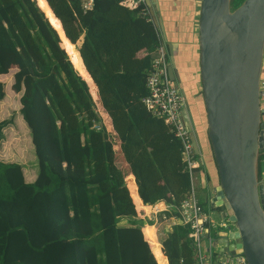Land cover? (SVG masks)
Segmentation results:
<instances>
[{
    "label": "trees",
    "instance_id": "16d2710c",
    "mask_svg": "<svg viewBox=\"0 0 264 264\" xmlns=\"http://www.w3.org/2000/svg\"><path fill=\"white\" fill-rule=\"evenodd\" d=\"M140 7L0 0V98L13 69L36 162L29 182L20 163L0 159V264L194 263L188 225L172 224L158 242L145 214L157 201L177 214L189 177L179 139L141 101L162 39ZM10 121L0 119V140ZM263 165L261 152L258 178Z\"/></svg>",
    "mask_w": 264,
    "mask_h": 264
},
{
    "label": "water",
    "instance_id": "95a60500",
    "mask_svg": "<svg viewBox=\"0 0 264 264\" xmlns=\"http://www.w3.org/2000/svg\"><path fill=\"white\" fill-rule=\"evenodd\" d=\"M162 36L156 0H146ZM198 75L205 112L206 137L217 171L210 190L214 205L234 224L219 230L220 248L241 252L248 264H264V192L257 177L258 156L264 152L259 96L264 46V0H198ZM167 75L177 85L172 53ZM181 117L192 146L199 143L188 106Z\"/></svg>",
    "mask_w": 264,
    "mask_h": 264
},
{
    "label": "built area",
    "instance_id": "2783aa9c",
    "mask_svg": "<svg viewBox=\"0 0 264 264\" xmlns=\"http://www.w3.org/2000/svg\"><path fill=\"white\" fill-rule=\"evenodd\" d=\"M119 3L128 8L141 7L138 12L142 15L151 13L146 0H119ZM83 8L91 6V0H81ZM168 55L163 41H160L152 51L150 68L145 76L147 93L141 97V101L147 111L153 116L159 117L169 127L172 133L179 139L180 155L184 161L189 177V186L186 194L175 206L177 214H165L170 207L165 203L163 207H155L153 216L158 214L160 220L169 219L170 227L175 223L187 224L188 236L191 238L196 257L193 264H248L241 252L229 253L220 248L218 231H233L231 221L227 217L215 220L210 217L199 204L194 193V169L200 164L199 151L195 152L192 146L189 128L181 117V109L186 105L183 91L167 75ZM259 87L264 90V80H259ZM261 110L262 140L264 141V93L259 96ZM94 127L98 124L94 123ZM214 228V234L211 229Z\"/></svg>",
    "mask_w": 264,
    "mask_h": 264
},
{
    "label": "crops",
    "instance_id": "0c3cea01",
    "mask_svg": "<svg viewBox=\"0 0 264 264\" xmlns=\"http://www.w3.org/2000/svg\"><path fill=\"white\" fill-rule=\"evenodd\" d=\"M156 1H157L159 16L161 14L160 19L164 33L163 36L161 33L160 35L167 50V55L169 54V52L172 53L174 68L178 76V81H176L177 85L183 91L186 101V106H188V109L189 108L191 109L194 104L195 107H197L198 111H203L204 108L201 99L200 82L198 75V44H197L196 23L194 22V18H192V14L193 13L196 14V12L193 11L194 10L193 7L195 2H198V0H156ZM164 23H165V27H164ZM165 29L167 30V33ZM140 53L141 51L138 52V54ZM260 79L264 80V46H263V54H262V63L260 68ZM186 91H191V93L195 96L186 98ZM4 96H6V98H9L11 95L10 93L7 95L4 90L3 97ZM202 124H203L202 121L199 122V125L202 126ZM107 138L111 141V138L109 136H107ZM201 142L203 145L204 155L202 156L199 147V154L201 155L202 159L200 161V165L194 169L195 171H194L193 184L195 183V180L204 181V184L207 188L206 199L209 208L217 209L218 214L221 215L220 217H224L223 207L220 209L215 208L216 205H214V202L211 201L210 198L214 194L213 190L211 192L210 188L217 183V171H216V167L215 170H210L209 168L210 166H212L210 165V163L212 162L214 164V161L206 136L203 135V137H201ZM199 146H200V140H199ZM28 166H29L27 168L28 170H26L25 165H21V168H22L24 180L30 182L35 178L36 165H28ZM163 203L165 205L164 201ZM204 211L210 216L208 211L206 210ZM220 217L218 219H220ZM126 219H128V216H119L118 223L128 224L129 222H127ZM168 222H169L168 218L160 221V223H162L161 228L163 230V233H165L169 229L168 226L166 228ZM141 225H140V229H141ZM155 233L157 240L159 242L161 237H158L156 232V227H155Z\"/></svg>",
    "mask_w": 264,
    "mask_h": 264
},
{
    "label": "rangeland",
    "instance_id": "374dc122",
    "mask_svg": "<svg viewBox=\"0 0 264 264\" xmlns=\"http://www.w3.org/2000/svg\"><path fill=\"white\" fill-rule=\"evenodd\" d=\"M198 3L199 2H195L193 7L194 8L193 11L196 12V14L194 13L192 14V18H194V22L196 23V33H197V18H198V10H199ZM164 27H165V23H164ZM12 72L13 69H11L9 72L1 76V79L3 80V84H4L3 87L4 88H6L7 86L9 87L11 96L9 98H6L0 103V119L10 118L11 121L6 123L2 127L3 138L0 140V159L4 161H16L20 163V165H25L26 170H28L27 169L29 167L28 165H36L35 155L33 153V147L30 142L29 129L25 124V122L23 121L21 114L19 112L20 102L18 100V97L20 95V91H13L10 88V84L12 82ZM193 96L195 95H193L191 91H186V98H190ZM2 98L3 96L0 99ZM95 109H97V106L95 107ZM189 112L194 123L196 135L198 138V143L200 140L199 147L201 150V154L203 156L204 152H203L201 137H203V135L206 136L205 112L204 110L198 111L195 106L192 107L191 109L189 108ZM201 121L203 122L202 126L199 125V122ZM210 165H212L209 167L210 170H215V166L212 162L210 163ZM260 181L263 184V191H264V165L262 166ZM194 193L203 210L208 211L212 218L218 219L221 216L220 214H218L217 209L209 208L206 199L207 188L204 184V181L195 180ZM156 217H158V214H155V216H153L152 214L150 217L147 218L151 219V222H149V224H153L156 227V232L158 237H162L164 235L163 230L161 228L162 223H160L161 220ZM131 219H132L131 217H128V219L126 220L127 222H130L132 221ZM134 219H139L137 221L139 225H141L143 219L140 217V215L136 214V218ZM231 226H234L233 222L231 223Z\"/></svg>",
    "mask_w": 264,
    "mask_h": 264
},
{
    "label": "bare ground",
    "instance_id": "6f19581e",
    "mask_svg": "<svg viewBox=\"0 0 264 264\" xmlns=\"http://www.w3.org/2000/svg\"><path fill=\"white\" fill-rule=\"evenodd\" d=\"M164 205V203H160V201L154 202L152 204H146L145 205V214H150V216L152 215V211L155 207H162Z\"/></svg>",
    "mask_w": 264,
    "mask_h": 264
}]
</instances>
